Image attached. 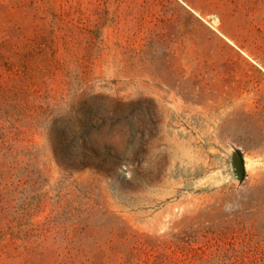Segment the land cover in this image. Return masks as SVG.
<instances>
[{
    "label": "rangeland",
    "instance_id": "obj_1",
    "mask_svg": "<svg viewBox=\"0 0 264 264\" xmlns=\"http://www.w3.org/2000/svg\"><path fill=\"white\" fill-rule=\"evenodd\" d=\"M0 37V264H264V0H0Z\"/></svg>",
    "mask_w": 264,
    "mask_h": 264
},
{
    "label": "trees",
    "instance_id": "obj_2",
    "mask_svg": "<svg viewBox=\"0 0 264 264\" xmlns=\"http://www.w3.org/2000/svg\"><path fill=\"white\" fill-rule=\"evenodd\" d=\"M1 38V37H0ZM6 40L3 38L0 39V116L6 117V115H10L9 107H11V102L16 100L18 98V95L20 93L19 88H10L9 82H8V76H12L16 79L21 78V67L20 65H10L7 61V50L5 47ZM90 101L89 100H82L79 103L80 110L77 112L79 115V118L76 119V123L78 122L79 126L78 128L83 131L85 130V127L87 125H91L93 123V119L90 115H87V111L85 110L87 106H89ZM90 108V107H89ZM87 107V109H89ZM2 118V117H1ZM0 118V120H2ZM73 125H75V121L72 120ZM4 126L2 123H0V131H3ZM3 133V132H2ZM80 142L77 145H72V148L78 150L77 156L75 157V164L81 162L82 169H85L89 167V164H91L93 161H95L96 158H98V155L96 153L95 149H87L88 143L86 142L87 139H85L83 136L79 138ZM81 158V159H80ZM82 160V161H80Z\"/></svg>",
    "mask_w": 264,
    "mask_h": 264
}]
</instances>
